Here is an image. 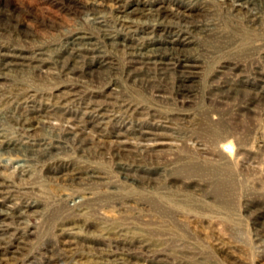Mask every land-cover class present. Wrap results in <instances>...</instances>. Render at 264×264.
I'll return each instance as SVG.
<instances>
[{"label": "rangeland", "instance_id": "obj_1", "mask_svg": "<svg viewBox=\"0 0 264 264\" xmlns=\"http://www.w3.org/2000/svg\"><path fill=\"white\" fill-rule=\"evenodd\" d=\"M119 7L134 10L136 21H118ZM158 7L167 11L166 19L147 14ZM257 7L261 19L247 24L224 0H0V53L43 61L33 72L0 70V142L42 148L25 157L0 151V264H264V222L253 221L255 211H264V99L254 95L264 94V85L254 81L256 72L264 74V5ZM182 16L194 26L213 25L216 43L197 28L186 33ZM167 31L189 39L186 57L199 65L184 93L191 95L192 109L175 100L178 80L172 74L159 79L150 71L154 90L140 85L143 95H137L125 82L126 56L105 41L142 45L146 34L153 41ZM75 36L91 38L102 52L69 58L67 44ZM104 61L116 72L98 69ZM66 62L68 68L76 65L73 72L61 68ZM223 67L229 70L220 75ZM89 68L100 73L89 77ZM230 80L243 91L219 108L213 90ZM155 90L168 102H159ZM243 104H252L253 112L238 115ZM207 108L227 114L228 153L207 139L212 127L194 124ZM102 114L106 118L99 123L96 115ZM183 114L189 115L186 123L178 121ZM31 116L39 120L37 134L26 135L23 120ZM149 126L169 129L157 132L162 140L138 139ZM64 131L86 138L85 153L76 139L63 140ZM115 131L131 135L116 141L110 138ZM116 142L127 150L120 153L121 169L113 156ZM146 146L151 152L142 150ZM182 156L229 173L234 187L226 202L210 200L216 178L177 176L172 163ZM85 167L101 172L105 181L80 188L63 180ZM85 200L96 202L87 207ZM23 205L36 206L26 212ZM63 206L68 211L52 218Z\"/></svg>", "mask_w": 264, "mask_h": 264}, {"label": "bare ground", "instance_id": "obj_2", "mask_svg": "<svg viewBox=\"0 0 264 264\" xmlns=\"http://www.w3.org/2000/svg\"><path fill=\"white\" fill-rule=\"evenodd\" d=\"M136 1L137 0H129V3H134V2L136 3ZM233 1L234 0H224V4L226 6H229V8L231 10H235V12H236V14L234 13L235 16L236 15H242V17H244L243 20L245 19L247 24L258 23L259 19H261L260 18L261 12H260V9L257 7V5H259V4L264 5V0H235V4L232 3ZM135 8L137 9V7H135ZM116 9H117V11H116L117 20L120 21L121 23L132 24L136 21V20H134L136 18L133 17V16H135V15H133L134 12H132L134 10L127 11V10H124V8L122 9L120 7L116 8ZM166 12L167 11L162 7H158L157 10L156 9L152 10L150 8L147 9V14L148 13L156 14V16L155 15L154 16L159 18V19H161V18L166 19V16H167ZM182 18L184 21L183 28H185L184 30L186 33L190 32V29H193V28L196 29L197 28V30H199L201 33L205 34V36L207 37V38L205 37L206 39H210L212 41L214 40L213 42L216 43V36L215 35H214V37L210 36V35L214 34L213 30L215 28L213 27V25L204 24V26L203 25L194 26L192 23H189L188 21L184 20V19H187L185 16H182ZM262 18H263V16H262ZM260 25H261V23H260ZM148 35H149V33L146 34V36L144 38L146 43H144L142 45H138L135 42L126 43V40L123 38H116V39L113 38L112 39L109 37H105L106 38L105 41L107 43H109L110 45H113V47L119 48L121 50V53L124 56H126V58H127V64L128 65H127V70L125 72V74H126L125 82L129 83L130 86L133 88V90L137 89L136 90L137 95L141 96V95H143V90L140 87L137 88L140 85H142L143 87L149 85L151 90L152 89L154 90V88L152 87L153 85L152 86L150 85V81L152 80V77H151L152 75L150 74V71L156 72L159 79L163 78L164 76L166 78L167 75L170 76L172 74V75L176 76V78L178 80L175 100L177 102H179L180 106H182L183 108L192 109L191 107L193 105V99H192V97H190L191 95H187L184 93L188 92V90L190 88L189 84H187L186 81L187 80L192 81L193 79H195V76H197V74H198L197 70L199 69V65H198V63H196V61L189 60V58L186 57L187 56L186 55L187 50H184L183 48L189 46V44H190L189 39L185 36H182L183 38H181L179 40L176 38L177 34L170 32V31H167L165 33L166 36L163 39L158 38L157 40H153V41L151 39L146 38ZM226 39H227V37L225 38V40ZM212 41H210V42H212ZM67 49L72 54V56L69 58H73L74 60L77 58H81L83 55L90 57V56H93L94 54H97L99 56V54L102 52V50H101L102 47L97 45L96 41L92 40L89 37H83V36L72 37L67 44ZM42 64H43V61L40 59H35L34 61H32L30 59L26 60V58L23 55H20V54L18 55L17 53H9L8 51H6L4 53H0V70L2 72H24L25 70L33 72V71H35V69L38 68V66L42 67L43 66ZM61 64H62L61 68L65 67L69 70V72H73L75 70L76 65H74V64L70 65L69 68H68V62L61 63ZM99 67L100 68H98V69H104L107 71H111L112 73L116 72L115 65L112 63H109L107 61L106 62L104 61L102 64L99 65ZM67 69L65 71L68 72ZM61 70H63V69H61ZM228 70H229L228 67H223V69L221 71H219V74L225 75L226 71H228ZM233 70H235V67L233 68ZM88 73L90 75L89 77H94V76H92L94 73H100V72L97 71V68H96V71L89 68ZM261 73L256 72V75L254 76V81L258 84L264 85V74L262 76H260ZM108 74H110V73H108ZM97 75L101 76L100 74H97ZM145 76H147V77L145 78ZM101 79H103V78H97V80H101ZM260 89H262V88H260ZM213 91H214V93H213L212 97H213V99L215 96L218 97V100H216V103L220 106L219 108H225L227 105H229L230 101H232L234 99V97H236L237 95H239V93H241L243 91V89L239 85L233 84L232 80H230L229 82L224 81L220 86H216L215 90H213ZM155 93L156 94H154V95H156L155 97L158 99L159 102L160 101L168 102V99L166 98L167 96L165 97V94L162 93V91H156ZM74 94H75V89L74 90H68V95L70 97H73ZM223 94H226V97H223ZM229 94H231L230 97H228ZM254 95L256 98L258 97L259 99H264L263 93L261 95L259 93H255ZM75 96H78V95H75ZM94 102H95V100H94ZM120 104L123 107L122 109L128 110L129 104L127 105L125 103V101H121ZM126 105H127V108L125 109ZM94 106L95 107L96 106L102 107L103 105L96 103ZM104 109L102 108V111L106 110V109L105 110ZM238 112H239L238 115H241L240 113H242V115L243 114H251L253 112L252 104L240 105ZM188 116L189 115L183 114V115H181V117L178 121L186 123L189 121V120L187 121ZM226 116H227V114L224 111H219L217 109L213 110V109L207 108V110L201 111L200 116H199L200 118L197 119L194 123L198 127L199 126L203 127L206 125L210 128L212 127L211 133L209 135L211 138L210 137L208 138L206 135L205 136L207 137V139H209L212 147L214 146L215 149H217L218 151L221 150L222 152H225V153L230 150V145L227 144V139L229 138L228 137L229 127H228L227 122L225 121ZM213 117H216L215 121H212ZM96 118H97V122L100 123L106 118V116L104 114H102V117H99L96 115ZM93 119L94 118H92V120ZM23 126L25 127L26 135H30V133H34V135H35V134H37L36 128L39 126V120L36 119L35 117L33 118L31 116L29 119L23 120ZM96 128H98V126H96ZM168 129L169 128H167V127L165 129H163L160 126H156V127H150L149 126L146 129V131L138 133L137 137H138V139L143 140V141L147 140L149 138L162 140V138H165V137L161 136V134H158L157 132L162 131V130L168 131ZM77 133H79V132L77 131ZM77 133L71 132V131H64V134H62L63 140L66 139L67 141H70V138H72L71 141L74 142L75 141L74 139H76L79 146H81V148L79 147L81 149V152L85 153V151H86L85 146L87 145V143H86L87 140H86V138L83 137V135H81V133H80V135H78ZM128 135H131V134H129L126 131L125 132L115 131L110 135V138H113L117 141V140H120L122 138L127 139ZM101 136H102V134H101ZM29 137H31V136H29ZM169 137H170V135H169ZM195 139H199V138L196 137ZM121 144L119 142H116L114 144L115 148L113 149L114 154H115V155H113L115 158L114 161L120 169L125 167V164H123L122 160L120 159V153L127 151L126 147H124ZM52 147H51V149H52ZM151 147L152 146H150V148ZM150 148L146 146V147H143L142 150H146V152H148V151H150ZM54 149H56V148H54ZM41 150H42V148L35 149L34 147H32V145L29 146L28 149L26 147L23 148V145L19 144L18 142H6V143L0 142V151L3 152L4 154L15 156V157H17V156L25 157L26 152L37 154V153H40ZM99 155L101 156V158H103L102 153H100ZM220 155L218 154V156H220ZM15 160H17V159H15ZM172 164L175 165L176 170L178 172L177 176L180 178H184L187 180L192 179L194 177H199V178L201 177L205 180L206 179L208 180V178H209V180H214L216 178V182L212 186L213 198L211 197V199H210L211 201L213 199H216V201L220 202V203L226 202L227 195L229 194V192L234 187L232 181L229 178L230 175H227L229 173L226 170H224L223 167H217L216 166V169H213V168L208 169V167L203 168L202 166H196V164H194V162L192 161V157H185V156L180 157L176 162H173ZM178 165H179V167H178ZM65 176H66V178L65 179L63 178V180H65L66 183L69 181L71 184H76L80 188L88 187V186H90L92 188V186L101 185V183L104 182L106 179L103 177V174L101 172H99L93 168H89V167H85L82 170H80V169L79 170L76 169V171L72 170L71 172H69V174L67 172V174H65ZM127 178L128 177L125 176V179H127ZM219 178L220 179L222 178L223 180L219 181ZM174 183L175 182H172V185L175 186ZM0 195H1V192H0ZM111 198L112 197H108L106 199H100L99 201L107 200V202H109L108 200H110ZM85 202H84L85 203L84 205L88 207V206L93 205V203L96 201L92 202V201H86L85 200ZM140 202H142V199L140 200ZM171 205L174 206V205H179V204L177 201L176 202L172 201ZM35 206L36 205L24 206L23 209H24V211L27 212ZM151 206H152V202H151ZM67 211H68V207L63 206L62 208L59 209V211L54 212L52 218L58 217ZM246 212H248L249 214L252 213V212H250L249 209H246ZM1 215L2 214L0 213V217H1ZM253 221H254V224L262 226L263 225L262 223L264 222V211H261V210L255 211L253 213ZM1 229H0V233H2V231H3Z\"/></svg>", "mask_w": 264, "mask_h": 264}]
</instances>
